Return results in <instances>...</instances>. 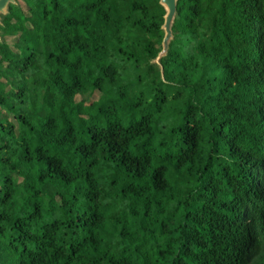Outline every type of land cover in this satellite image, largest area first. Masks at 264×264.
<instances>
[{
  "label": "trees",
  "instance_id": "16d2710c",
  "mask_svg": "<svg viewBox=\"0 0 264 264\" xmlns=\"http://www.w3.org/2000/svg\"><path fill=\"white\" fill-rule=\"evenodd\" d=\"M160 1L10 6L0 264H264V0H178L163 75Z\"/></svg>",
  "mask_w": 264,
  "mask_h": 264
},
{
  "label": "water",
  "instance_id": "95a60500",
  "mask_svg": "<svg viewBox=\"0 0 264 264\" xmlns=\"http://www.w3.org/2000/svg\"><path fill=\"white\" fill-rule=\"evenodd\" d=\"M20 0H0V27H2L4 18L10 13V6H19ZM22 1V0H21ZM177 3L178 0H161L160 5L164 8L166 14L164 16V24L162 30L164 31V39L162 42V50L158 54V57L153 61L154 64H157L163 75V68L161 66L160 60L164 58L169 50V45L173 40V31L172 27L175 21L177 14ZM4 39L2 37V32L0 31V43H3Z\"/></svg>",
  "mask_w": 264,
  "mask_h": 264
},
{
  "label": "rangeland",
  "instance_id": "374dc122",
  "mask_svg": "<svg viewBox=\"0 0 264 264\" xmlns=\"http://www.w3.org/2000/svg\"><path fill=\"white\" fill-rule=\"evenodd\" d=\"M101 98H103L101 94L95 93L94 96L92 97V101H97Z\"/></svg>",
  "mask_w": 264,
  "mask_h": 264
}]
</instances>
